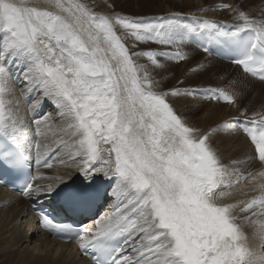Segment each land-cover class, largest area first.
Returning a JSON list of instances; mask_svg holds the SVG:
<instances>
[{"label": "snow or ice", "instance_id": "6c2138e0", "mask_svg": "<svg viewBox=\"0 0 264 264\" xmlns=\"http://www.w3.org/2000/svg\"><path fill=\"white\" fill-rule=\"evenodd\" d=\"M217 7L235 22L125 14L108 0L103 8L95 0H0V185L34 207L54 197L79 216L111 197L93 228L38 211L50 231L78 241L91 264H264V248L251 243L264 241V112L244 108L202 129L174 98L203 94L236 105L241 93L231 84L164 88L156 78L167 61L187 58L183 45L196 42L204 52L223 49L264 81V17ZM21 98L31 100L27 108ZM46 100L58 110L55 119L41 114ZM221 130L244 133L256 174L236 167L245 161L224 163L213 141ZM54 161L74 164L81 179L69 173L34 183L33 163L52 168ZM249 178L253 186L242 194L254 195L233 200L232 189Z\"/></svg>", "mask_w": 264, "mask_h": 264}, {"label": "bare ground", "instance_id": "6f19581e", "mask_svg": "<svg viewBox=\"0 0 264 264\" xmlns=\"http://www.w3.org/2000/svg\"><path fill=\"white\" fill-rule=\"evenodd\" d=\"M164 1L165 2L162 3L158 9H154V11H151V8L148 9L143 7V10L145 11L143 13L136 12L135 15H166L169 13H180L183 11L180 8L181 5L179 6L180 0ZM92 2L93 0H89V3ZM108 2L114 5V0H108ZM142 2L147 5L148 0H142ZM95 3L103 8V0H95ZM183 3V5L186 6V11H188L187 13H192L193 15L199 16L219 17L224 19V21L231 23L235 22V14L228 9L217 7V5L232 4L234 6L241 7L253 17H264V0H183ZM201 9L204 10L201 11ZM114 10L116 11V9ZM128 42L131 43L130 40ZM187 46V44L182 46V50L187 53V58L185 60H181V67L179 69H175V67L172 65L177 63V61H168L171 63H167L166 70L162 72L157 70L159 74H157L156 78L162 81V86L164 88H171L175 86H179L181 88H186L188 86L220 87L219 85H223L221 83H225L226 85L231 84L232 87H234L240 93H245L246 95L251 93V97H253V99H255L256 95H258L261 99H263L262 106L264 107L263 88L248 92L249 85L252 82H256L255 84L259 85L260 87H264L263 82L257 81L258 79H255V77L254 79L248 77L240 67L214 57L209 53L203 52L191 45L189 46L194 52H190L186 48ZM145 47L155 48L146 46L144 44L141 48ZM196 51L201 52L198 55L196 54ZM195 67H198L196 69L197 72L202 70L201 79L199 77L198 78L204 82L195 80V74V76L192 77L190 70L195 69ZM235 68L240 70L241 75L238 76L244 79V83H242L240 77L236 78L235 75L229 77L232 80L231 83H228L229 78H224V75L231 74V70ZM179 80H183V83H178ZM194 81H196V83ZM245 81H248V86ZM210 82H215L217 85L209 84ZM200 98L201 97L199 96H196L195 98L182 96L179 98H174V102L178 109L187 115L191 123L202 129L214 127L226 120H229L230 118H233L235 115H239V111L244 109L245 106L242 102L240 103L239 98L236 105H229L227 103L225 104V102L222 104V101H219V103L212 100H203V102L201 100L203 98ZM21 102L23 107L27 108L24 105L26 103L24 102L23 98H21ZM42 107L45 108L46 113H51L54 119L57 117L58 110L54 105L51 104L50 101L46 100ZM56 122L58 123L59 121L57 120ZM213 141L214 144L221 150L224 163L227 164L230 160L238 159L245 161L244 163L236 165V167H239L245 173L252 171L254 174H256L258 172L260 168L259 163L246 159V157L252 154V149L243 132L233 133L221 130L214 135ZM53 164L54 166L52 168H45L41 166L35 171V176L39 177V181H36L35 183H56L57 176H64L65 179H67L69 173L75 177L77 182L81 179V177L77 174L74 164L62 165L58 161H54ZM252 186L253 182L251 181V178H249V180L243 181L240 188L232 189V199L242 200L250 198L252 195H254V193L248 191L247 195H243L242 191L248 190ZM109 198L112 200L111 197ZM46 199H54V197H46ZM30 207L31 203L23 196L0 187V241L3 240L5 245V248L1 249V252L8 253L12 249H18V244L14 243V241L17 240L21 245H23L21 250H19L22 253L29 254L30 259H39L40 262H44L42 258L44 256L47 257L49 254L53 256L52 253H54V250H56L54 256L65 264H91V261L81 254L77 242L62 243L49 237V235L40 228L39 218L32 213ZM107 213L108 212H104L101 216ZM93 221L90 223L91 228L94 227ZM246 230L251 232V229ZM17 235L20 236V241L18 240ZM14 238L16 239L14 240ZM33 238H35V245H33L34 247L28 243ZM251 243L258 250L264 248V241L260 240L259 238L251 239Z\"/></svg>", "mask_w": 264, "mask_h": 264}, {"label": "rangeland", "instance_id": "374dc122", "mask_svg": "<svg viewBox=\"0 0 264 264\" xmlns=\"http://www.w3.org/2000/svg\"><path fill=\"white\" fill-rule=\"evenodd\" d=\"M164 2H165L164 0H148L147 5H146L145 3L142 2V0H114V9H116V11H119L121 13L135 15L136 12L137 13L138 12L139 13H143L145 11V10H143V7H146L148 9L151 8L150 10L154 11V9H158V7H160L162 5V3H164ZM183 4H184L183 0H180L179 6L181 5L180 8L183 10L182 12L187 13L188 11H186L187 10L186 6L183 5ZM170 12H177V11H170ZM215 18L221 19L219 17H215ZM222 20H224V19H222ZM142 45L143 44L138 45V48H141ZM187 45L188 46L186 48L188 49V51L194 52L189 46V45H191V46H193V45L190 44V43L187 44ZM146 46H151V47H156L157 46L158 47V45H155V44H153V46H152V44H149V45H146ZM193 47H195V46H193ZM169 50H171V49H169ZM200 52L201 51H196V54L199 55ZM142 62H144V61H142ZM166 63H171V62L167 61ZM172 65H173V67H175V69H179L181 67V60H180V62L177 61V63L172 64ZM197 68L198 67H195V69L190 70V72L192 73V77H194L196 75L197 77L196 76L194 77V78H196L195 80H197L199 82H204L203 80H200L201 79V73H202L201 71L202 70L197 72L196 71ZM234 75H235L236 78L240 77V76H238V75H241L240 70H238L236 68L232 69L231 70V74L224 75V78L225 77L229 78V77H232ZM180 81L183 82V80H179V82ZM241 81H242V83H244V79L241 78ZM194 82L196 83V81H194ZM231 82H232V80H231V78H229L228 83H231ZM245 82L247 83V86H248V84H249L248 81H245ZM255 83L252 82L249 85V91L248 92L258 90L259 88L260 89L261 88L264 89V87H260L259 85L255 84ZM209 84L217 85L215 82H210ZM221 84H223V85H219L220 87L228 86L225 83H221ZM17 86L20 87V85H17ZM263 86H264V84H263ZM197 96L202 98V96H200V95H197ZM239 99H240V103L242 102L245 105L244 108L248 109V114L249 115H251V113L254 112V111L255 112H262V111L264 112V109H263L264 107L262 106L263 99H261L258 95H256L255 99H253V97H251V93L249 95H246L245 93H241V95L239 96ZM205 100H207V99H205ZM212 101H215V100H212ZM223 103L224 102L222 101V104ZM225 104H226V102H225ZM44 113H46V111ZM237 116L238 115H235L234 117H237ZM17 237H18V240L20 241V236L17 235ZM35 238H33L31 241L28 242L31 246L35 245V242H34ZM15 239L16 238H14V240ZM14 243L18 244V249H12L10 252L4 253V252H1V249L5 248L4 241L3 240L0 241V264H65L61 260L57 259L54 256V254L56 253V250H54V253H52L53 256H51V254H49L47 257L44 256L42 258L44 260V262H40L39 259L38 260L37 259H30V255L29 254L22 253L20 250H21L23 245H21L20 242L15 240ZM6 252H7V249H6ZM41 256H42V254H41Z\"/></svg>", "mask_w": 264, "mask_h": 264}]
</instances>
